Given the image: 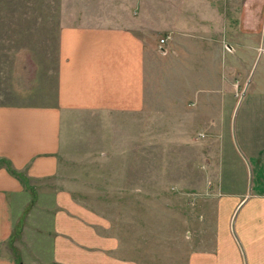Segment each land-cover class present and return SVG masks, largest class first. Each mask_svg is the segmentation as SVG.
Here are the masks:
<instances>
[{"label":"rangeland","instance_id":"1","mask_svg":"<svg viewBox=\"0 0 264 264\" xmlns=\"http://www.w3.org/2000/svg\"><path fill=\"white\" fill-rule=\"evenodd\" d=\"M77 13L73 0H0V102L54 101L61 29L110 24ZM135 31L144 37L142 28ZM159 39L147 59L143 111L75 119L57 182L28 184L32 198L7 246L17 264L34 255L37 233H49L47 217L35 212L54 207L53 195L61 190L110 225L122 253L142 264H190L195 253L210 251L215 210L227 196L223 183L232 178L247 194L264 185V169L259 173L246 157L242 129L247 117L260 116L264 139V92L254 91L258 84L264 90V57H251L249 71L222 72L226 85L217 87L202 79L212 72L200 78L195 71L196 55L209 49V39H170L169 45ZM252 40L233 46L249 43L257 52L260 41ZM41 248L47 251V244Z\"/></svg>","mask_w":264,"mask_h":264},{"label":"crops","instance_id":"2","mask_svg":"<svg viewBox=\"0 0 264 264\" xmlns=\"http://www.w3.org/2000/svg\"><path fill=\"white\" fill-rule=\"evenodd\" d=\"M73 1L81 19L100 16V21L110 24L61 29L54 101L0 102V264H17L7 246L15 221L32 198L28 184L57 182L75 119L143 111L147 59L155 54L157 37L165 43L209 39V49L201 48L196 55L195 71L200 78L201 72H212L211 78L202 79L217 87L226 85L222 72L238 67L249 71L251 57H264V0ZM237 5L239 14L234 12ZM137 26L144 37L135 31ZM248 38L252 44L260 41L257 52L249 43H235L234 48L235 40ZM227 42L230 53L223 47ZM258 85L254 91L264 92ZM259 117H247L242 129L250 166L262 173L264 139ZM238 165L245 173L246 162L241 159ZM228 180L225 183L222 177L227 185L222 193L227 196H221L215 210L210 251L195 253L190 264H264V185L247 194L235 189L234 179ZM53 198L54 207L35 212L47 217L50 230L37 233L35 253L24 264H142L135 254L122 253L110 225L74 205L69 191L55 192ZM45 244L47 251L41 248Z\"/></svg>","mask_w":264,"mask_h":264},{"label":"built area","instance_id":"3","mask_svg":"<svg viewBox=\"0 0 264 264\" xmlns=\"http://www.w3.org/2000/svg\"><path fill=\"white\" fill-rule=\"evenodd\" d=\"M161 43L164 44L165 43V40H162Z\"/></svg>","mask_w":264,"mask_h":264}]
</instances>
